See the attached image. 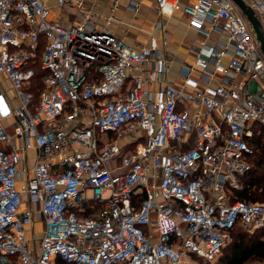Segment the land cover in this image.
<instances>
[{
  "label": "built area",
  "instance_id": "1",
  "mask_svg": "<svg viewBox=\"0 0 264 264\" xmlns=\"http://www.w3.org/2000/svg\"><path fill=\"white\" fill-rule=\"evenodd\" d=\"M181 1L156 0L150 32L162 37L134 48L113 34L112 17L63 25L44 0H0V75L18 100L0 89V264H213L234 232L264 229V201L235 196L264 128V56L231 0H191L183 16L206 40L175 85L163 47ZM248 4L264 26V0ZM213 34L224 39L211 43ZM92 201L102 205L90 216ZM36 223L31 248L26 226Z\"/></svg>",
  "mask_w": 264,
  "mask_h": 264
},
{
  "label": "crops",
  "instance_id": "2",
  "mask_svg": "<svg viewBox=\"0 0 264 264\" xmlns=\"http://www.w3.org/2000/svg\"><path fill=\"white\" fill-rule=\"evenodd\" d=\"M52 9V20L63 25H68L74 21L83 19V14L91 13L92 15L111 18L110 29L117 38L122 39L130 47H139L148 45L152 34L156 37H162V31L154 29L150 32L152 26L160 21L156 9V0H64L69 3H83V9L60 7L59 0H44ZM191 0H182L180 10L173 19L165 21L166 46L163 47L165 55L174 59L168 78L175 85L180 83L179 72L181 64H191L197 56L199 41L206 38L189 29L186 19L183 16V9L191 3ZM137 5V11L134 8ZM101 24H106V20L101 18ZM211 43L222 38L221 35L213 34ZM151 65H148L150 68ZM0 89L4 97L11 106H18V100L11 82L4 76L0 75ZM9 124L8 122H5ZM41 224V223H40Z\"/></svg>",
  "mask_w": 264,
  "mask_h": 264
},
{
  "label": "trees",
  "instance_id": "3",
  "mask_svg": "<svg viewBox=\"0 0 264 264\" xmlns=\"http://www.w3.org/2000/svg\"><path fill=\"white\" fill-rule=\"evenodd\" d=\"M43 47L44 40L42 39L38 59L34 65L36 77L31 88L36 95L35 101H38L39 90L44 88L42 79L46 75L41 69L40 61ZM250 145L254 148V154L251 157L254 169L244 177V188L236 191L235 196L237 200L256 203L264 201V128L256 129V134ZM92 205H95V209L91 208ZM101 205V203L92 201L87 214L93 216V211L100 209ZM233 236V241L228 245L230 247L227 249L226 255H223L218 260L220 264H251L252 262L264 261V229L257 230L252 235L245 231L237 230ZM226 248L224 251H226Z\"/></svg>",
  "mask_w": 264,
  "mask_h": 264
},
{
  "label": "rangeland",
  "instance_id": "4",
  "mask_svg": "<svg viewBox=\"0 0 264 264\" xmlns=\"http://www.w3.org/2000/svg\"><path fill=\"white\" fill-rule=\"evenodd\" d=\"M245 1L248 3V0H245ZM37 70H38V68H37ZM261 133H262V131H261ZM135 139H136V135L135 136L126 137L124 139V141L122 143H120V145L123 144V143L132 142ZM128 152H129L128 147H125V148L121 149L120 152L118 153V155L116 156V158L114 159V161L111 163L110 168L112 169L115 165L120 164V162L123 160L124 156ZM28 154H29V167L32 168L33 165H34V162H35V153L33 151H29ZM89 195H91V194L89 193ZM34 229H35V231H33ZM42 230H43V226L40 223H36V224H32V225L28 224L26 226V236H27V239L30 241V247L31 248H33V247L39 248L40 239L42 237ZM254 233H255V231L253 233H249V234L252 235ZM229 247L230 246H228L226 248V251H224V253H222V256L226 255L227 249H229ZM182 264H204V263L201 262V261H198V260H196L194 258L192 259L189 256V257L183 259V263ZM213 264H220V263H219V261H217V262H215ZM251 264H256V262H252Z\"/></svg>",
  "mask_w": 264,
  "mask_h": 264
},
{
  "label": "water",
  "instance_id": "5",
  "mask_svg": "<svg viewBox=\"0 0 264 264\" xmlns=\"http://www.w3.org/2000/svg\"><path fill=\"white\" fill-rule=\"evenodd\" d=\"M246 18L254 38L264 56V26L256 11L245 0H231Z\"/></svg>",
  "mask_w": 264,
  "mask_h": 264
}]
</instances>
